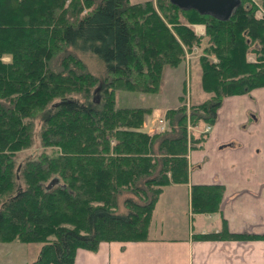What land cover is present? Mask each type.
<instances>
[{
  "label": "trees",
  "instance_id": "obj_1",
  "mask_svg": "<svg viewBox=\"0 0 264 264\" xmlns=\"http://www.w3.org/2000/svg\"><path fill=\"white\" fill-rule=\"evenodd\" d=\"M260 1L240 0L219 20L170 0H156L160 13L153 0H0V240L42 243L31 264H73L79 248L148 240L162 188L188 183V150L205 136L187 144L181 107L165 114L169 130H143L150 110L119 107L116 91H155L166 63L202 48L210 97L190 122L211 125L226 96L264 86ZM86 53L103 64L102 76L86 69ZM33 147L35 155L18 157ZM190 188L193 213L219 211L222 185ZM196 237L264 235L223 224Z\"/></svg>",
  "mask_w": 264,
  "mask_h": 264
},
{
  "label": "crops",
  "instance_id": "obj_2",
  "mask_svg": "<svg viewBox=\"0 0 264 264\" xmlns=\"http://www.w3.org/2000/svg\"><path fill=\"white\" fill-rule=\"evenodd\" d=\"M186 65L195 80L190 78V101H205L210 93L200 86L197 59ZM181 88L164 96L166 108L179 104ZM188 163V183L162 188L148 240L101 242L96 251L79 248L73 264H264V238L196 237L218 233L223 224L230 233L264 235V86L222 100L204 141L190 150ZM211 184L224 189L219 211L193 213L190 187Z\"/></svg>",
  "mask_w": 264,
  "mask_h": 264
},
{
  "label": "rangeland",
  "instance_id": "obj_3",
  "mask_svg": "<svg viewBox=\"0 0 264 264\" xmlns=\"http://www.w3.org/2000/svg\"><path fill=\"white\" fill-rule=\"evenodd\" d=\"M133 1H138V0H133ZM153 1H154L153 4L156 10H158V7L156 5V0H153ZM253 1L257 3L261 2L260 0H253ZM257 6H258V10H256V15L258 17H263L264 8L259 6L258 4ZM158 12L160 13V10H158ZM191 27L194 29V31H196V29L198 30L199 32L198 35H204L205 25L203 23H194V24H191ZM202 54H203L202 48L193 47L192 49H188V50L185 49L182 55V58L180 59L178 63H166L163 66L162 72L160 75V86L158 87L157 90L155 91H141V90H131V89L117 90L116 91L117 105L119 107L127 106L131 108L132 107H142L145 109H149L150 112L146 113L143 124H142V129L147 132H152V131L155 132L159 122H161L162 119L165 122L164 130L165 131L169 130V123L166 121L165 114H167L169 109H177L181 107L183 111L186 112L187 114V121H186L187 144L189 145L192 143L193 135L200 136L204 134V136H206L207 132H209L210 129L206 131H203V129L206 128V125L210 126V124L201 125V121H198L197 125L194 126L192 122H190L191 120L190 112H199V110L195 109L196 106L194 105H200L204 103L207 99L205 101L198 102V103H192L190 101V97L188 96L190 78H191V81L195 82V80H194L193 74L190 77V69L186 65V62L188 63V60L192 58H196L200 66V70H201L200 56ZM79 57L81 58V60L85 64L86 69L89 72L97 76H102L103 64L93 54L91 53H86L82 55L79 54ZM8 59H9L8 56H5L3 58V60H6V61ZM172 72H176V74ZM171 75L176 76L175 79H173L172 81H171L172 79ZM176 86H182V88L184 86L183 94H181V97L178 100L179 104L175 107L166 108L163 104L162 99H164V96L170 97L171 95H175L179 91V89H176ZM200 86H202L201 74H200ZM182 88L180 89L179 93H182ZM203 90L206 91L204 88ZM206 92L210 93L209 91H206ZM190 150L191 149L188 150V154ZM36 152H37V148L33 147L26 151L19 152L18 157L25 158L30 155L33 156L36 154ZM19 159H22V158H19ZM180 184H183V183H180ZM122 202H123V198H120L121 206L118 211L121 213L126 211V208L123 206ZM41 245L42 243L40 242L24 243L16 239L12 241L0 240V264H31L36 259Z\"/></svg>",
  "mask_w": 264,
  "mask_h": 264
},
{
  "label": "water",
  "instance_id": "obj_4",
  "mask_svg": "<svg viewBox=\"0 0 264 264\" xmlns=\"http://www.w3.org/2000/svg\"><path fill=\"white\" fill-rule=\"evenodd\" d=\"M181 9H195L200 14H208L219 20H227L240 4V0H170ZM52 180L50 185L54 184Z\"/></svg>",
  "mask_w": 264,
  "mask_h": 264
},
{
  "label": "built area",
  "instance_id": "obj_5",
  "mask_svg": "<svg viewBox=\"0 0 264 264\" xmlns=\"http://www.w3.org/2000/svg\"><path fill=\"white\" fill-rule=\"evenodd\" d=\"M196 33L199 34L198 30L196 29ZM201 33V32H200ZM161 120V119H160ZM165 122L164 120L162 119L161 122H159L158 126H157V129L156 131L158 132H161L165 129V126H164ZM210 129V126L209 125H206V128L203 129V131H206V130H209Z\"/></svg>",
  "mask_w": 264,
  "mask_h": 264
}]
</instances>
